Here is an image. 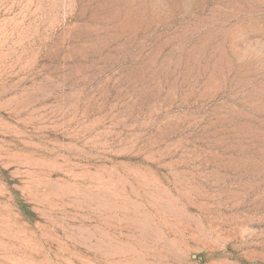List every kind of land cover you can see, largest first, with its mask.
I'll return each mask as SVG.
<instances>
[{"label":"rangeland","instance_id":"374dc122","mask_svg":"<svg viewBox=\"0 0 264 264\" xmlns=\"http://www.w3.org/2000/svg\"><path fill=\"white\" fill-rule=\"evenodd\" d=\"M0 264H264V0H0Z\"/></svg>","mask_w":264,"mask_h":264},{"label":"trees","instance_id":"16d2710c","mask_svg":"<svg viewBox=\"0 0 264 264\" xmlns=\"http://www.w3.org/2000/svg\"><path fill=\"white\" fill-rule=\"evenodd\" d=\"M21 210H22L23 213L27 214L25 206L21 205Z\"/></svg>","mask_w":264,"mask_h":264}]
</instances>
